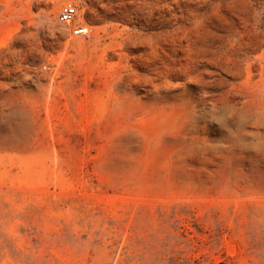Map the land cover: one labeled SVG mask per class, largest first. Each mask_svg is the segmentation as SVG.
Returning <instances> with one entry per match:
<instances>
[{"label": "rangeland", "instance_id": "rangeland-1", "mask_svg": "<svg viewBox=\"0 0 264 264\" xmlns=\"http://www.w3.org/2000/svg\"><path fill=\"white\" fill-rule=\"evenodd\" d=\"M0 264H264V0H0Z\"/></svg>", "mask_w": 264, "mask_h": 264}, {"label": "built area", "instance_id": "built-area-1", "mask_svg": "<svg viewBox=\"0 0 264 264\" xmlns=\"http://www.w3.org/2000/svg\"><path fill=\"white\" fill-rule=\"evenodd\" d=\"M77 16H78V8L73 3L65 4L64 6L61 7L59 11V19L60 21L64 23H71L75 21ZM88 31H89V28L84 25L75 26L72 29V32L76 35H84V34H87Z\"/></svg>", "mask_w": 264, "mask_h": 264}]
</instances>
